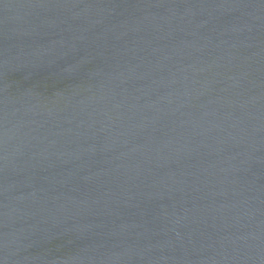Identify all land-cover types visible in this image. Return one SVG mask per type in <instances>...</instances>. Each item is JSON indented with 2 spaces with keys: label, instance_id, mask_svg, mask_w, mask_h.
Masks as SVG:
<instances>
[{
  "label": "water",
  "instance_id": "obj_1",
  "mask_svg": "<svg viewBox=\"0 0 264 264\" xmlns=\"http://www.w3.org/2000/svg\"><path fill=\"white\" fill-rule=\"evenodd\" d=\"M0 264H264V0H0Z\"/></svg>",
  "mask_w": 264,
  "mask_h": 264
}]
</instances>
